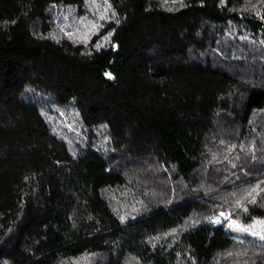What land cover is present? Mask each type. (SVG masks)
<instances>
[{"label": "trees", "instance_id": "trees-1", "mask_svg": "<svg viewBox=\"0 0 264 264\" xmlns=\"http://www.w3.org/2000/svg\"><path fill=\"white\" fill-rule=\"evenodd\" d=\"M0 0V264H264V0Z\"/></svg>", "mask_w": 264, "mask_h": 264}, {"label": "rangeland", "instance_id": "rangeland-1", "mask_svg": "<svg viewBox=\"0 0 264 264\" xmlns=\"http://www.w3.org/2000/svg\"><path fill=\"white\" fill-rule=\"evenodd\" d=\"M84 8L98 18L115 20V15L107 0H84ZM232 228L241 235L264 239L262 238L264 237V218L256 219L248 224H236Z\"/></svg>", "mask_w": 264, "mask_h": 264}, {"label": "snow or ice", "instance_id": "snow-or-ice-1", "mask_svg": "<svg viewBox=\"0 0 264 264\" xmlns=\"http://www.w3.org/2000/svg\"><path fill=\"white\" fill-rule=\"evenodd\" d=\"M262 238H264V237H262Z\"/></svg>", "mask_w": 264, "mask_h": 264}]
</instances>
